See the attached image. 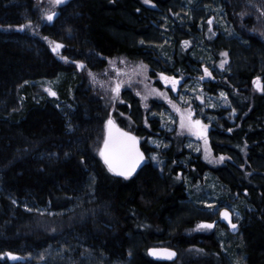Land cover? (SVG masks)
Listing matches in <instances>:
<instances>
[{"label": "trees", "instance_id": "1", "mask_svg": "<svg viewBox=\"0 0 264 264\" xmlns=\"http://www.w3.org/2000/svg\"><path fill=\"white\" fill-rule=\"evenodd\" d=\"M152 3L66 0L44 22L37 0H0V255L34 256L0 264H226L230 233H188L215 219L193 210L187 184L206 172L228 201L237 194L235 203L244 204L241 247L231 253L241 264H264V93L253 84L257 76L264 81V0ZM35 30L64 45L68 61ZM119 55L144 61L153 77L190 81L209 68L214 79L202 82L204 91L229 102L210 111L211 146L231 160L211 167L170 140L162 166L148 161L128 179L110 172L99 154L106 104L75 63L101 69ZM58 79L60 105L37 89ZM138 100L131 94L132 111L119 109L140 136ZM143 149L150 151L144 142ZM154 246L175 248L177 259H152Z\"/></svg>", "mask_w": 264, "mask_h": 264}, {"label": "rangeland", "instance_id": "2", "mask_svg": "<svg viewBox=\"0 0 264 264\" xmlns=\"http://www.w3.org/2000/svg\"><path fill=\"white\" fill-rule=\"evenodd\" d=\"M143 1V0H142ZM38 5L41 7L42 13V20L44 22L48 21L44 19V15L48 12L55 11L57 12V6L49 3V0H37ZM149 7H153L152 4H146ZM213 20V19H212ZM214 22V21H213ZM217 22V21H216ZM35 35L41 38L47 45L53 50L55 44L60 42L55 41L47 36L40 34L39 30L33 31ZM47 38V39H45ZM63 48L58 49L55 53L58 57L61 58L60 53ZM54 52V51H53ZM225 58V59H224ZM223 59L229 62V59L223 56ZM223 60V61H224ZM68 61V60H67ZM110 61L112 63H110ZM121 61H125V63H121ZM144 64L147 66V70L140 75H136L133 72V69L139 65ZM225 64V67L227 65ZM76 68L80 71L83 75L85 80L87 81L88 86L95 90L99 95L103 96V100L106 104V109L108 112L107 119L105 121V129H106V122L111 116V118L115 119L117 122L119 119L125 120L127 123L129 130L135 131L137 128L133 126L136 123L135 119L128 112L122 111L119 109L120 105H126L129 112L132 111V103H131V94H135L139 100L138 104L143 109L141 114L143 131H141V135L139 136L141 141L146 143L149 147L150 151H148L147 159L148 161H152L156 165H163L165 163V158L162 156L163 152L170 147V142L172 143L177 142L179 145L180 152L185 150L191 156L193 154L200 155L201 159L207 163L211 167H218L223 165L227 160H231V158L227 155H217L214 153L212 146H211V132L214 130V125L212 117H210L211 109L218 113L220 108L229 106L228 99L224 98L219 95H211L204 91L202 87V82L204 80L200 79H193L190 81H184L181 77H176L180 80V85L177 87L176 91L171 90V86L165 84V82L159 78V76H151L152 72L149 69V65L140 59L130 58L125 55H119L115 57H111L107 59V65L101 69H96L94 67H85L81 69L78 67L79 64H83L81 62H76ZM85 65V64H83ZM158 68V67H157ZM204 69V68H203ZM209 69V68H208ZM225 69V68H224ZM221 69V70H224ZM117 70L122 73L118 79L123 81V86L121 87L119 98L112 99L114 93L109 90V83L108 82H115L117 79ZM89 71L95 75L96 82L92 81V78L89 76ZM210 71V69H209ZM126 73L127 75H124ZM164 73V72H157L156 74ZM167 76H174L170 75L169 73H164ZM131 77L132 84L131 87L128 86V79ZM58 80H42L37 85V89L45 95L52 96L59 100L58 105L62 104V101L59 99V91L56 90V85H58ZM101 84L104 86L101 87ZM51 92H55L56 95L53 96L50 94ZM150 90H159L160 92H164L167 98L172 100V104L168 103V99L165 97L159 96L157 93L153 92L151 95H148L147 100H143L142 96L147 95ZM139 92L141 95H137L136 93ZM181 97L183 99H181ZM200 97V99H197ZM201 99L204 103H201ZM122 101V102H121ZM189 103L191 105L192 110L195 112V116L193 119H200L204 124L208 125V132L207 138L208 143L205 145L202 139L197 138L194 135L189 134L188 132H184L182 135L178 134L180 131L179 129V113L175 111L173 108V104L176 107H179L182 111L189 107ZM147 105V107H145ZM214 105V107H213ZM119 113H123V116H120ZM155 114V115H153ZM140 117V116H139ZM138 117V118H139ZM219 117V116H218ZM145 119H147V125L145 124ZM175 121V123H173ZM155 124H157L155 126ZM136 125V124H135ZM172 129V131H169ZM171 140V141H170ZM155 142V143H154ZM102 145V144H101ZM191 145V147H189ZM199 148L200 151H196ZM101 150V149H100ZM207 153V159L205 155ZM156 156L157 160H152L150 157ZM220 156L225 157L223 162H218ZM161 161L162 163H159ZM173 162L172 164H175ZM200 175V174H199ZM195 182L188 181L187 184L191 188L189 190V194L192 200V207L193 210L197 214H201L204 216H213L215 218L213 221H205L200 220L198 221L193 227H191L188 231L189 234H196V233H211L213 231H217L222 236H228L227 233H230L229 237V248H227V252L230 256H226V264H241L242 259H239L232 254V249H238L241 247L240 238L238 237L242 222L244 217L241 214V208L244 207L242 202L235 203L238 198V195L235 194L231 198V201H228L225 198V191L221 184L215 180L211 173H204L203 175L199 176ZM239 201V200H238ZM207 204H214L216 208L219 210H223L225 207L228 208L229 212L231 213L232 223L236 224L237 227L235 230L232 229L231 225L228 224L227 221L223 220L216 212L210 210L206 207ZM246 208V207H245ZM200 223H214L215 227L212 229H202L196 230V226ZM227 226V227H226ZM233 244V245H232ZM224 245V244H223ZM236 245V246H235ZM235 246V247H234ZM225 247V245H224ZM188 250V249H187ZM189 252V251H188ZM187 252V253H188ZM21 259L11 262H19L24 261L26 258L34 259L32 255H18L15 254ZM41 263V262H40Z\"/></svg>", "mask_w": 264, "mask_h": 264}, {"label": "snow or ice", "instance_id": "3", "mask_svg": "<svg viewBox=\"0 0 264 264\" xmlns=\"http://www.w3.org/2000/svg\"><path fill=\"white\" fill-rule=\"evenodd\" d=\"M66 2V0H49V3L53 4L54 6L62 5ZM144 4H152V0H143ZM153 7L155 5H152ZM139 11V10H138ZM57 15L55 11L48 12L44 15V19L51 21L53 18ZM243 16L244 14L241 13ZM264 15V13H262ZM208 25H212L213 20L209 19L207 21ZM23 27H31V24L24 25L21 27V30H23ZM209 31H211V28H209ZM47 39V38H45ZM143 43V41H141ZM183 44L185 46H191L190 41H183ZM64 45L62 44H55L53 51L56 52L58 49L63 48ZM222 56L227 57L228 53L224 52L221 53ZM63 60L67 62V57H61ZM75 63V61H73ZM110 63H112L110 61ZM121 63H125V61H121ZM227 63L226 60L221 61V63L218 65L220 69L225 68V64ZM78 67L81 69H84L86 66L83 64H79ZM147 70V66L144 64L137 65L133 72L136 75H140L141 73L145 72ZM122 73L117 70V79L115 82H108L109 83V90L114 93L112 99H118L121 87L123 86V81H120L118 77ZM124 75H127L124 73ZM160 79H162L165 84L171 86L172 91H176L177 87L180 85V80H178L175 76H167L164 73L157 74ZM89 76L92 78L93 82H96V77L94 74H92L89 71ZM205 78L214 79L212 72L209 71L207 67H204L203 69V75L200 76V80H204ZM181 79H183V76L181 75ZM128 86L131 87L132 80L131 77H129ZM253 84L256 86V90L264 93V81H262L261 77L257 76L253 80ZM104 85L101 84V87ZM50 94L55 96V92H51L49 89ZM153 92L157 93L161 97H165L168 99V103L172 104V100L170 98L166 97V94L164 92H160L159 90H150L147 95L142 96L143 100H147L148 95H151ZM138 96L141 95L139 92L136 93ZM221 96L226 99V94L221 93ZM181 99H183L181 97ZM197 99H200V97H197ZM122 102V101H121ZM201 103L203 104L204 101L201 99ZM147 107V105H145ZM214 107V105H213ZM173 108L177 113H179V129L180 131L178 134L182 135L185 131L188 132L191 135L196 136L199 139H202L207 145L208 138H207V132H208V125L204 124L200 119H193L195 116V112L192 110L191 105L189 103V107L182 111L179 107H176V105L173 104ZM120 116H123V113H119ZM155 115V114H153ZM175 123V121H173ZM145 124L147 125V119H145ZM106 127L108 129V135L107 138L103 142V148L100 150L99 154L103 158L104 163L107 165L108 170L115 175L124 177L125 179L130 178L136 171L137 167L141 164V162L144 161V153L139 150L138 144L139 139L132 135L130 132H125L122 129H119L115 126V121L109 116ZM169 131H172V129H169ZM231 131V129H229ZM155 143V142H154ZM191 147V145H189ZM196 151H200L199 148L196 149ZM152 160H157L158 158L156 156L150 157ZM205 158L207 159V153L205 155ZM225 157L220 156L218 159V162H223ZM159 163H162L161 161H158ZM179 179V177H177ZM207 208L210 210H213L216 212L223 220L227 221L229 225H231L232 229L235 230L237 225L232 223V217L231 213L229 212L228 208L225 207L222 211L216 208L214 204H207ZM215 227L214 223H200L196 226V230H202V229H212ZM54 232L55 229H52ZM202 251V250H200ZM131 254V253H129ZM149 255L156 257L157 259H168L171 260L176 256V253L174 251H171L168 248H151L149 249ZM4 257H7L10 260L16 261L21 259V257L13 254L12 252H6L3 253V255H0V259H3Z\"/></svg>", "mask_w": 264, "mask_h": 264}, {"label": "water", "instance_id": "4", "mask_svg": "<svg viewBox=\"0 0 264 264\" xmlns=\"http://www.w3.org/2000/svg\"><path fill=\"white\" fill-rule=\"evenodd\" d=\"M112 119H113V118H112ZM113 120L115 121V119H113ZM115 126H116L117 128H119V129H122V130L125 131V132H130L132 135L136 136V137L139 139L138 147H139V150H140L141 152L144 153V157H145V159H144L143 162H141V164L139 165V167H137L135 173L132 175V176H134L135 174H137V173L140 171L141 168H143V167L146 165V159H147L146 152L144 151V149H143V147H142V142H141V140H140V138H139V136H138L137 134H135V133L132 132V131H129V130L125 129V128L122 127V126H120L116 121H115ZM107 135H108V129H107V127H106L104 140L107 138ZM104 140H103V142H104ZM102 148H103V143H102L101 149H102ZM102 160H103V158H102ZM103 162H104V160H103ZM104 164H105V163H104ZM105 165H106V164H105ZM106 166H107V165H106ZM107 168H108V167H107ZM113 174H114V173H113ZM116 176H118V175H116ZM132 176H131V177H132ZM119 177H121V176H119ZM152 248H168V249H170L171 251H174V252L176 253V256H175L174 258H172L171 260H168V259H157L156 257H153V256L150 255V257H151L152 259H154V260H158V261H174V260H176L177 257H178V251H177L176 249H174V248H171V247H152ZM148 253H149V250H148Z\"/></svg>", "mask_w": 264, "mask_h": 264}, {"label": "bare ground", "instance_id": "5", "mask_svg": "<svg viewBox=\"0 0 264 264\" xmlns=\"http://www.w3.org/2000/svg\"><path fill=\"white\" fill-rule=\"evenodd\" d=\"M154 247H166V246H154ZM152 247H150L149 249H151ZM172 248V247H171ZM175 249V248H174ZM149 254V253H148ZM150 256V255H149Z\"/></svg>", "mask_w": 264, "mask_h": 264}]
</instances>
